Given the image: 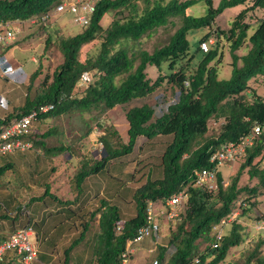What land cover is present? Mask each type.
I'll use <instances>...</instances> for the list:
<instances>
[{
  "label": "trees",
  "instance_id": "1",
  "mask_svg": "<svg viewBox=\"0 0 264 264\" xmlns=\"http://www.w3.org/2000/svg\"><path fill=\"white\" fill-rule=\"evenodd\" d=\"M59 1L0 0L1 23L38 19V27L46 33L41 58L52 46L60 52V60L52 71L45 72L39 82L34 84L42 71L41 65L30 73L23 104L16 109V113L1 117L0 123L48 102L54 103V109L38 114L37 119L91 112L93 109L104 112L117 104H128L124 109L128 122L127 141L123 142L121 135L110 124L103 126L104 132L100 136L102 155L90 162L88 158L84 159L75 171L71 178L75 192L73 198L58 197L50 191L48 182L40 195L30 197V201H42L48 196L62 206L58 212H64L67 218L81 217V229L64 247L60 264H69L71 251L85 240L90 221L95 218L97 231L92 234L86 264H118L127 241L145 222L147 201L162 200L181 189L186 191L187 199L180 208L175 228L169 232L168 241L165 244L156 243L157 254L153 264L223 262L232 247L245 241L248 231L240 218H247L248 211L256 204L255 197L264 192V168L259 162H253L257 156H262L264 149V95L250 83L251 80H261V75H264V17L253 19L254 23L247 19L257 9H264V0H220L217 6L213 5V0H204L207 8L200 16L188 13V9L199 0H97L90 22L79 33L61 35L55 31L53 35L48 29L51 24L39 21V18ZM238 4L244 7L234 15L227 29L215 31V42L209 43L206 51L200 48V42L209 39L210 31L190 48L189 31L200 27L213 28L219 13ZM108 11L113 12V17L103 27L101 18ZM175 20L179 24L166 43L151 52L139 46L145 34ZM97 38H100L98 52L81 59V48ZM218 38L220 42L222 39L226 41L231 59L230 75L226 78L219 76L221 51ZM8 45L2 47L0 53ZM244 45L245 52L238 54L237 50ZM163 62L166 63V70L162 67ZM149 65H154L158 71L153 80L147 76ZM85 70L93 71V80L84 89H78L76 81ZM162 85L176 94V100L169 103L161 114L156 115L153 106L147 102L129 106L130 101L149 96ZM211 118L221 120L218 130L215 134L205 135ZM256 125L260 133L252 145L244 149L243 162L225 185L219 170L216 171L214 188L195 185L194 172L213 166L209 161L212 151L226 141L238 143ZM89 130L86 128L83 134L87 135ZM51 133V130H46L40 135L29 134L26 138L31 141V148L36 145L43 148L46 154L57 155L68 151L69 146L64 144H46L44 138ZM140 136L146 139L166 136L168 139L160 155V176H147L132 190L134 214L122 219L118 206L110 202L109 196L108 199L98 197L93 209H89L88 198L83 199L82 207H71L85 191V178L98 173L108 161L130 154ZM9 154L0 157L2 161L6 159L0 163V178L5 170L13 166ZM245 168L250 178H257L252 186L238 185ZM236 207L240 208L238 214L228 222L229 227L216 240L213 226ZM20 208L25 209V206L14 207L18 211ZM80 210L83 213L79 214ZM87 214L88 218H85ZM18 217L19 214L11 216L8 207L0 209V222L8 220L13 226ZM261 218L264 220V215ZM117 225H120L118 232ZM65 227L63 221L44 232L41 240L44 244L53 245V239L62 236L61 230ZM10 233L0 235V241ZM202 244L203 248L200 247ZM263 245L264 235L257 236L236 264H264ZM169 248L172 251L165 258ZM6 255L9 259L3 260V264H16L14 252H7Z\"/></svg>",
  "mask_w": 264,
  "mask_h": 264
},
{
  "label": "rangeland",
  "instance_id": "2",
  "mask_svg": "<svg viewBox=\"0 0 264 264\" xmlns=\"http://www.w3.org/2000/svg\"><path fill=\"white\" fill-rule=\"evenodd\" d=\"M219 1L220 0H213V5L217 6ZM243 7L244 5L238 4L225 8L215 17L213 28L211 29L208 27H200L189 31L187 37L190 42V48H193L197 41L208 31H210L208 40H211L210 43L213 44L215 42V31L227 29L234 15ZM206 8L207 5L204 0H199L188 9V13L193 16H200L204 14ZM112 17L113 12H106L101 18V25L105 27ZM260 17H264V9H257L252 12L247 19L251 21V23H254L253 19ZM46 23L51 24V28L49 26L48 29L53 32V35L56 33L55 31L59 32L61 35H73L79 33L83 28L80 25L72 23L71 14L67 11L53 13ZM178 24L179 23L175 20L174 23H168L165 26L155 28L140 39L139 46L151 52L153 48L168 41L169 36L174 32ZM11 26L16 28L14 43L17 42L18 47L16 48L15 54H17L20 61L25 64L23 71L29 75L39 64L41 65L42 71L34 80V84H36L44 76L45 72L52 71L54 65L60 60V52L55 46H52L45 52L43 58L40 57L43 53L46 33L38 27L37 21H14L11 22ZM99 43L100 38H97L91 43L84 45L81 48L80 58L84 59L89 55L94 56L98 52ZM219 45L221 51V56L219 58V76L220 78H226L230 75L231 67L229 63L231 59L226 41L222 39L220 42L219 40ZM245 50L246 46L244 45L237 50V53L242 54ZM32 56H34V62L31 60ZM162 67L165 70L167 69L165 62H163ZM146 72L151 80H153L158 73L154 65L147 66ZM12 82L16 83L19 82V80L13 79ZM250 83L255 87L258 93L264 95L263 79L252 80ZM1 85L8 86V88L5 89L7 90L10 86L16 84L4 81L1 82ZM24 85L25 84H23V86ZM3 90L4 89L0 87L1 93H3ZM175 100L176 94L171 93L170 89L164 88V85H162V87L158 88L149 96L138 97L130 101L129 106L140 105L147 102L153 106L155 114L159 115L166 110L169 103ZM127 105L128 104H117L104 112L99 111V109H93L91 112L85 111L77 113L78 115H83L82 117L80 116V120H78V115L73 112L72 114H61L59 116L49 117L39 122L42 123L41 129L39 130L52 131L49 136L44 138L48 146L64 144L72 148L73 152L68 150L57 155H51L46 154L43 148L32 145L31 149L23 153L12 152L9 154V158L13 160V166L5 170L0 178V209L5 210L8 207V213L11 216L19 214V217L15 219V224L13 226H10L8 220L0 222V235H7L14 229L21 227L24 223V225H26L29 218L31 223L28 224L31 228V233L28 235V239L31 242H38L39 245V254L33 264H60L63 260V249L80 231V222L82 220L78 215L75 216V218H67L64 212L58 211L52 214H44V219H49L51 225H59L64 221L66 226L65 235L53 239V242L55 241L53 245L44 244L40 237H36V233L38 231L40 232V230L34 224V219L36 218L33 217L32 207L41 206V210L47 206L48 213L50 208L55 207L54 205L51 207V204L56 203L48 196L42 201H30V197L33 195H40L44 190L43 187L46 182L52 186L50 191L55 193L58 197L63 199L71 197L74 193L71 178L82 161L88 158L90 162L93 159H99L102 155L100 136L103 135L104 132L103 126L110 124L121 135L120 139H122L123 142L127 141V133L124 128V125L127 126V120L123 113ZM220 121L221 120H214L212 118L209 119L208 131L205 135L215 134L218 130ZM86 128L94 131L89 138L88 135L83 134ZM167 139L166 136H157L152 139L142 137L136 142L130 154L124 155L116 160L108 161L98 173L91 174L85 178L83 190L91 186L92 193L109 195L110 197L108 198H110V202L118 206L122 219L132 216L134 214V204L131 199L132 190L142 183L147 176L153 178L160 176V155ZM21 154L24 157L17 161ZM244 157V151H241L236 155L235 159L219 166L218 170L222 175L224 183H227L230 177L236 173ZM5 161L6 159L2 161L0 158V163H4ZM253 162H259L260 167L264 168V149L262 151V156H257ZM246 169L247 168L242 171L238 180V185L252 186L257 182V178H250ZM93 195L94 194L90 195V200L93 202L89 205V209L94 208L98 197L101 196L100 194L95 197ZM255 199L256 204L252 205L251 209L248 211L247 218H240V221H242L248 231L245 241L238 246L232 247L225 260L219 264L239 263L241 261V254L253 245L254 239L259 235H264L263 228L255 227V225L262 220V215H264V192L261 191ZM16 206H25V209L20 208L21 210L18 211L14 209ZM26 210L29 212V215H27ZM75 211H77V209H75ZM78 213H83V211L80 210ZM84 217L88 218V214ZM176 218L165 220L164 217H159V227L155 234L157 243L165 244L168 241L169 232L171 229L175 228L177 223ZM95 220L96 218L90 221V230L87 232L85 240L71 251L70 259L72 261L80 258V263L86 264L92 243L91 237L92 234L97 231ZM42 223H38L42 227V230L44 231L45 228L48 229V221H46L45 224L44 222ZM228 227V223L225 224L223 231L227 230ZM51 228L48 230H51ZM42 235L44 234L42 233ZM47 237L44 238V240H46ZM203 246L202 244L200 247L203 248ZM261 250L264 253V245L261 247ZM171 251L172 248L167 249L165 258L170 255ZM156 254L157 249L155 248L149 252L147 264H153ZM131 264H133L132 257Z\"/></svg>",
  "mask_w": 264,
  "mask_h": 264
},
{
  "label": "built area",
  "instance_id": "3",
  "mask_svg": "<svg viewBox=\"0 0 264 264\" xmlns=\"http://www.w3.org/2000/svg\"><path fill=\"white\" fill-rule=\"evenodd\" d=\"M97 0H60L50 11L40 16L39 21L49 20L53 13L67 11L71 14L73 24L82 27L88 25ZM31 22L38 21L37 18L29 19ZM16 28L11 26V22H0V48L6 46L14 40ZM211 40L200 42V48L206 51ZM2 76H5L2 73ZM93 71H82L76 81L78 89H84L93 80ZM264 80V75H261ZM53 102L43 103L35 109L21 115H15L8 121L0 123V157L31 148V141L26 138L34 133V122L40 113H45L54 109ZM1 118V117H0ZM260 133L259 126H254L250 134L240 139L238 143L226 141L209 154V161L212 167H202L194 172V183L198 186L214 188L216 186V171L223 163L235 159L236 155L255 141ZM224 185L226 183H223ZM187 199L184 189L159 201L148 200L146 204L145 222L141 225L136 235L127 241L125 249L121 252V259L118 264H131V244L140 241L145 236H156L159 227V217L165 220L176 218L182 204ZM238 207L232 210L226 217L222 218L217 225L213 226L215 239L218 240L223 234V227L233 220L238 214ZM255 227L263 228L264 220L259 221ZM120 230V225L116 226V231ZM31 233L29 224L14 229L5 239L0 241V263L3 262L7 252H14L16 264H33L37 259L39 248L37 242H31L28 235Z\"/></svg>",
  "mask_w": 264,
  "mask_h": 264
},
{
  "label": "crops",
  "instance_id": "4",
  "mask_svg": "<svg viewBox=\"0 0 264 264\" xmlns=\"http://www.w3.org/2000/svg\"><path fill=\"white\" fill-rule=\"evenodd\" d=\"M12 22H14V21H12ZM17 22H22V21H17ZM12 42L13 41H11V43H9L8 48L7 49L5 48L6 50H4V52L0 53V87H1V89H4L3 93L0 92V117H3L8 113H16V109H18L23 104L24 98H25L26 93H27L26 86L28 84V77L30 75V74L27 75L23 71L25 64H23L20 61L19 56H17V54H15L16 48L18 47V43L17 42L12 43ZM3 48H0V51ZM31 60H32V62H34V56L31 57ZM2 73H4L5 76H2ZM13 79H18L19 82H16V83L12 82ZM4 81H7L9 83H14L16 85L10 86L9 89L5 90L6 88H8V86L1 85V82H4ZM250 82H252V80ZM23 84H25V85L23 86ZM123 113H124V111H123ZM69 114H72V113H69ZM63 115H65V114H63ZM80 116L81 115H78V117H79L78 120H80V118L83 115L81 117ZM45 119H47V118H45ZM45 119H39V120L37 119L34 122V129H35L34 133L36 135H40L41 133L44 132V131L39 130V129H41V125H42V123H39V122L42 120H45ZM127 126H128V122H127ZM127 126L124 125L125 131L127 129ZM92 132H94V131L92 129H90L89 133L87 134L88 138L90 137ZM141 138H142V136H140L137 139V141L140 140ZM68 150L71 152L72 148L68 147ZM22 157L23 156L20 155V157L17 161H19ZM83 186H84V184H83ZM51 188H52V186H50V190H51ZM92 194H95V193H92L91 186H88V188L85 191H83V194L81 196H79V198H77V200L73 204H71V207H73V208H76V207L79 208L80 206L82 207L83 199H87V198H88L87 199L88 204H91L93 201H91L89 199L91 198L90 195H92ZM99 194L101 196L105 197L106 199H108L107 197L109 195H105V194H101V193H99ZM74 196H75V192L71 195V197H67L64 199H71ZM52 201L55 202L53 199H52ZM46 205H48V204H46ZM52 205H54L55 207L50 208L48 213H47V208H48L47 206L40 210L41 206L32 207L30 205L32 207L33 217L36 218V219H34V221H35L34 224L40 230V232L38 231L36 233V237H38V238L39 237L41 238L42 233H44V231H49L48 230L49 228H51L52 226L53 227L56 226V225H51L49 223V219H44V214H52L53 212L58 211V209L62 207V206H59L58 204H51V207H52ZM59 210H61V209H59ZM26 212H27V215H29V212L27 210H26ZM36 213H38V214H36ZM46 221H48V229L45 228L46 230L44 229V231H43L42 227L36 223L44 222V224H45ZM28 223H31L29 218H28V221L26 224H28ZM60 226H62V225H60ZM60 226H58V227H60ZM53 227L51 229H53ZM61 233H62V236L65 235V229L61 230ZM156 243H157V239L155 236H145L140 241L131 244L132 263L133 264H147V258L149 256V252H151L154 249ZM160 244H162V243H160ZM37 245H38V242H37ZM8 259H9V257L6 255V258L4 257V262ZM80 260H81L80 258L76 259L75 261H72L70 259L69 264H81ZM4 262H2V264Z\"/></svg>",
  "mask_w": 264,
  "mask_h": 264
}]
</instances>
